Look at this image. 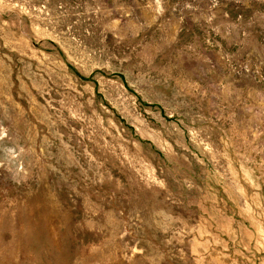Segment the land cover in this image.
<instances>
[{
	"label": "rangeland",
	"instance_id": "1",
	"mask_svg": "<svg viewBox=\"0 0 264 264\" xmlns=\"http://www.w3.org/2000/svg\"><path fill=\"white\" fill-rule=\"evenodd\" d=\"M0 264H264V0H0Z\"/></svg>",
	"mask_w": 264,
	"mask_h": 264
}]
</instances>
